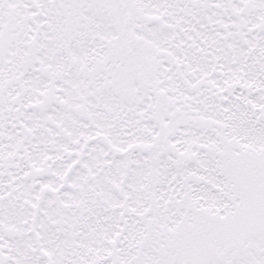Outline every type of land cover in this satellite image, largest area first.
Instances as JSON below:
<instances>
[{"label":"snow or ice","instance_id":"1","mask_svg":"<svg viewBox=\"0 0 264 264\" xmlns=\"http://www.w3.org/2000/svg\"><path fill=\"white\" fill-rule=\"evenodd\" d=\"M0 264H264V0H0Z\"/></svg>","mask_w":264,"mask_h":264}]
</instances>
